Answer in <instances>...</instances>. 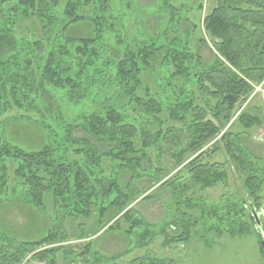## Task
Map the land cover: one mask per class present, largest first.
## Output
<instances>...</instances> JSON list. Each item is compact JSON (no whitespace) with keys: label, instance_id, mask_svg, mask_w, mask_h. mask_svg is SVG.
I'll use <instances>...</instances> for the list:
<instances>
[{"label":"trees","instance_id":"trees-1","mask_svg":"<svg viewBox=\"0 0 264 264\" xmlns=\"http://www.w3.org/2000/svg\"><path fill=\"white\" fill-rule=\"evenodd\" d=\"M203 10L201 0H0V206L18 200L54 217L36 240L0 232V264H58V254L68 264H174L148 245L158 234L163 246L188 243L205 214L189 213L200 206L189 191L226 183L229 164L260 209L264 159L243 140L264 123L251 96L264 81V0H211ZM31 18L39 38L17 32ZM87 20L92 34L71 36ZM201 30L208 60L207 39L190 40ZM20 117L43 130V144L25 149L7 137V120ZM219 154L226 160H213ZM143 180L170 194L160 226L135 207L153 197ZM247 210L241 199L222 208L220 233L248 235ZM65 219L84 220L75 238ZM99 231L124 235L125 251L96 252L89 239ZM136 248L144 254L119 261Z\"/></svg>","mask_w":264,"mask_h":264},{"label":"rangeland","instance_id":"rangeland-1","mask_svg":"<svg viewBox=\"0 0 264 264\" xmlns=\"http://www.w3.org/2000/svg\"><path fill=\"white\" fill-rule=\"evenodd\" d=\"M153 1L154 0H138V4L144 6ZM170 1L172 2L173 0ZM196 2L197 0H175V3L178 4H194ZM201 2L204 3V10L206 11L208 5L210 6L211 4V0H201ZM132 20L133 19H130V21ZM145 24L146 29L151 30L150 33H154V29H158L159 27V23L154 21L153 17L145 20ZM36 30V21L33 18L20 22L17 27L18 34L34 35L35 38H39V33H37ZM200 32L201 33H196V35H191L190 40H196L200 35L206 38L202 30ZM70 33L72 34L71 36L75 37L90 36L92 34L91 25L88 20L78 22L72 25ZM206 39L208 48L206 45L200 47V54L204 60H208L211 57L210 49L212 50L211 43L208 38ZM260 86L262 91L257 93V101H262V94L264 95V81ZM7 122V128L5 127L8 132L7 137L12 141L21 143L25 149H32L33 147L35 149L36 146L45 142L46 138L43 130L28 118H9ZM263 126L264 125L252 133L249 141L243 140L246 141V145L249 146L254 155L262 159H264ZM73 137L88 138L91 142L95 143L92 138L80 131L74 132ZM151 155L152 158H155L154 154ZM71 158L73 157L71 156ZM167 160H169L167 156L161 158L165 168L170 167ZM213 160L222 162L226 160V156L219 154L214 157ZM225 166L229 172V178L226 183H219L203 190L195 186L189 191V193H192L195 201L200 203L199 208L189 213L200 218L201 211L203 210L205 212L203 219L199 221L198 226L194 229L196 232L191 237V240L188 243H173L170 246H163L164 237L158 234L148 245L147 249L154 252L157 257L173 259L175 262L174 264H264L260 237L256 233L259 227V230L261 229L264 234V186L259 193V207L261 210L256 206L252 208L254 202L247 197V193L242 186V178L238 176V174H234L233 169L230 167L232 165L229 164ZM138 187L140 190L145 191L144 195L153 197L150 201L137 202L135 205L136 209L147 222L160 226L161 220L165 217L170 208L169 192L155 189L157 186L154 188H147L148 182L144 180L139 182ZM240 199L248 209L246 211L247 218H245V221L251 226L250 233L242 236L238 234L230 235L226 230H224V232L222 230V233H220L221 230L219 229L225 228L224 225H222L223 223L219 222L218 219L219 213L222 212L221 209L225 208L233 201L239 200L240 204ZM48 210L51 211V208L49 207ZM253 212L258 215L256 220L252 217L250 218V214ZM50 217L45 215L41 210L35 209V207L22 201L6 202L0 206V232L21 241L36 240L51 227L54 217ZM81 221L84 220L76 219L72 221L65 219L62 221L68 234L72 238H75L76 225ZM93 221V218H91L85 222L90 225ZM165 230L168 234H173V230L169 227H166ZM104 232L99 231L89 239V241H93L96 252H99L102 256H112L125 251L128 245V239L124 235L118 232ZM72 243L80 245L78 249L81 252L83 242L73 240ZM144 252L145 249L143 248L133 249L131 252L123 255L119 261L125 262L132 258L142 256ZM57 263L68 264V260L63 259L62 254H58ZM107 264H112V262Z\"/></svg>","mask_w":264,"mask_h":264},{"label":"built area","instance_id":"built-area-1","mask_svg":"<svg viewBox=\"0 0 264 264\" xmlns=\"http://www.w3.org/2000/svg\"><path fill=\"white\" fill-rule=\"evenodd\" d=\"M259 91H260V92L262 91L260 84L257 85V86H255L254 91H253V93H252L251 96H253L254 94H257ZM262 103H263V106H264V95H263V94H262ZM263 125H264V123H263ZM263 127H264V126H263ZM262 137H263V139H264V131H263V133H262ZM35 264H44V263H35Z\"/></svg>","mask_w":264,"mask_h":264},{"label":"water","instance_id":"water-1","mask_svg":"<svg viewBox=\"0 0 264 264\" xmlns=\"http://www.w3.org/2000/svg\"><path fill=\"white\" fill-rule=\"evenodd\" d=\"M260 243H261V246L263 247V252H264V239L263 238H260Z\"/></svg>","mask_w":264,"mask_h":264}]
</instances>
